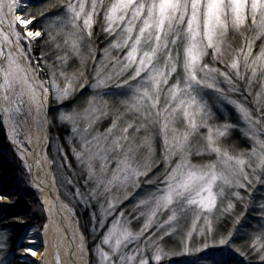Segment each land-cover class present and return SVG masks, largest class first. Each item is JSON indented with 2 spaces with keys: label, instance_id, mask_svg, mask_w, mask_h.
Here are the masks:
<instances>
[{
  "label": "snow or ice",
  "instance_id": "obj_1",
  "mask_svg": "<svg viewBox=\"0 0 264 264\" xmlns=\"http://www.w3.org/2000/svg\"><path fill=\"white\" fill-rule=\"evenodd\" d=\"M58 7L62 14L45 17ZM101 14L102 32L114 39L97 61L93 37ZM38 16L47 23L32 30ZM40 38L51 52L41 51L36 58L32 48ZM112 50H126L123 60ZM73 57L78 65L70 69ZM129 70L117 84L126 88L124 111L103 133L92 134L108 110L107 101L96 96L86 106L58 115L72 126L68 142L85 186L91 185L86 194L77 189L76 195H86V204L95 202L100 208L98 219L92 214L94 231L113 217L96 245L100 264H165L174 255L209 248L210 238L212 246H227L247 264H264V202L256 206L262 222L250 226L245 244L233 241L243 217L235 213L236 204L247 211L251 192L264 186V0H52L36 12L28 0H0V117L11 129L10 139L21 117L26 120L33 111L48 123L49 101L62 105L73 100L88 84L87 75L93 76V90H103L113 76ZM42 73L45 79L39 78ZM257 84L253 108L230 98L238 94L246 101ZM209 94L235 107L246 125L240 131L251 142L250 150L229 143L238 125L214 123ZM157 137L163 167L151 178L149 173L159 167L153 158ZM141 177L155 191L135 205L137 219H145L133 231L131 220L116 210ZM121 190L124 196L117 194ZM165 211L167 218L160 222L157 216ZM189 216L191 226L181 228V218ZM221 217L232 221V229L223 234L214 226ZM194 234L202 238L195 249ZM173 235L179 237L178 251L165 242ZM85 247L81 234L79 248ZM22 251L37 255L34 248Z\"/></svg>",
  "mask_w": 264,
  "mask_h": 264
},
{
  "label": "rangeland",
  "instance_id": "obj_2",
  "mask_svg": "<svg viewBox=\"0 0 264 264\" xmlns=\"http://www.w3.org/2000/svg\"><path fill=\"white\" fill-rule=\"evenodd\" d=\"M29 3V0H28ZM7 10V9H5ZM62 14V13H61ZM51 18V17H50ZM47 20V19H46ZM47 23V21L45 22ZM101 23H102V14L100 17L99 22L97 23V25L94 26V37H93V42H94V46L96 48V59L97 61H99L101 58H103V50L108 47L110 41L112 39H114V37H108L106 36V34H104L101 30ZM33 25H30L29 27L31 28ZM35 45L36 43H34L33 48H32V55H33V51L35 50ZM257 45H259V41H257ZM258 47L255 51H258ZM126 54V50L123 52H119L118 50H112V55L113 56H119V58L121 60H123L124 55ZM34 56V55H33ZM36 57V56H34ZM37 58V57H36ZM73 61L75 63H77L78 65V61L76 60L75 57H73L70 62ZM69 62V63H70ZM219 66V65H218ZM92 67L93 65L91 63L88 64L87 66V72L91 73L92 71ZM111 68V64H109V69ZM109 69H106L109 70ZM128 74H130V70L129 73H125L123 76L120 77H116L113 76V79L111 81L108 82L107 87L104 88L103 90H93L90 85L92 83H94V79L92 75H87V80H88V84L81 90H79L77 92V94L81 95H85L84 100L79 99L78 101H74V103L72 102L73 100L70 101H66L64 104L62 105H57L51 101H49L48 104V108H50L51 105H54L56 107L55 111L57 114V123L63 128V130L66 132L65 134V138H64V146L61 148V150L58 149V147L56 146L57 149H55V153H54V166H53V162L50 161L49 156L47 154V149H46V154H47V158H48V162L51 168V173L52 176L55 180V185H56V189L57 192L59 194L60 199L63 201L61 194H60V190L57 187V183H56V178L54 176V168L57 169V171L59 172L58 175H61V178H64V174L66 172H70L71 173V177L73 178L75 174V170H73L72 168V164H70V159H72L73 163H74V167L76 169V173H79L80 171L82 172L81 166L79 165L78 161L76 160L75 156L72 154L71 151V145L69 144V138L73 135L71 128L72 126L66 122H61L58 119V115H59V111L64 110V111H68L70 110L73 106H86L85 101L87 99H89L90 97L96 96L97 99H103L104 101H107L108 104V110H107V115L103 116L99 122L94 126V132L92 134H96V133H103L108 127H110L111 122L113 119H115L118 115H120L121 113H123L124 111V105L122 104V101L126 99L127 96V92H126V88L125 87H117V84H122L123 83V79L125 76H127ZM45 76V74H44ZM42 79V78H40ZM45 79V78H44ZM259 91V85H254L253 88V95H247V100L245 101L243 97H241L238 94H231L230 98L232 99H237L239 100L241 103H245V105L247 107L253 108L254 104H253V97L255 92ZM208 99V104L210 105L212 112L214 113L215 116V124H224V123H230V124H235L238 125L237 128L232 129L231 130V134L230 137L228 138L229 142L231 140V138H233V144H235L239 149H251V142L248 140L247 137H245L243 135V133L240 131V128L246 127V125H244L243 121H241L239 119V113L236 111L235 107L233 105L228 104L227 102H223L220 103L215 99V96L213 94H209V96L207 97ZM34 114L35 112L33 111L32 115L27 116L26 120L24 117H21V120L23 121L20 126L18 127V129L16 130L15 133H13V139H15L17 141V143H13V139H10V132L11 129L4 124L3 119L1 117V121H2V125L4 126L5 130H6V134H7V138H8V142L9 144H11L13 146V148L16 150V152L18 153L19 157L21 158V160L23 161V163L27 166V169L29 171V174H31L30 169H29V165L27 163H25V161H27V156L29 154H32V149L30 148V145L28 144L27 138L28 136L31 137L33 135L32 130L34 128ZM80 127L83 128L84 127V122L81 121L80 122ZM206 129H201V132H206ZM31 135V136H30ZM141 135H143V133H141ZM264 138V137H262ZM49 141V140H48ZM47 144V147L48 148ZM154 148H155V152H154V159L156 160L157 165H159V167H154L153 168V172L149 173V177L154 178L153 173H158L163 165L160 162V155L162 152V146H161V141L160 139L157 137L154 141ZM21 149H26L25 153H22ZM69 152V153H67ZM23 155V158H22ZM199 158H194L193 162L196 163L198 162ZM69 165H71V167H68ZM114 163H112V167H114ZM54 167V168H53ZM79 172H78V171ZM74 172V173H72ZM69 174V173H67ZM74 174V175H73ZM82 175V174H81ZM30 181H31V177H30ZM74 181V180H73ZM76 181V180H75ZM62 185L64 188V192L65 195L67 197V199L69 201H67V203L69 204H65L68 211L69 209H71V211H69V214L71 215V217L74 219L75 223L78 225L82 235L83 231L81 226L83 225L84 228L87 230L88 234H89V241H87L86 239V251L83 255V259L85 261V264H90L91 262V258H92V262L91 264H100V260L99 257L96 253V245L100 243V237L103 235V233L107 230V227L110 226L111 221L113 219V217H109L108 218V222L105 226L104 229H99V228H95L94 231V227H95V223L96 221L93 219V213H96L97 219L99 218V213H100V208L99 206L95 203H89L86 204L84 202L85 197H81L76 195V189L71 188V186H73L72 183H68V181L66 180H62ZM85 183V181H84ZM71 184V185H70ZM91 185H88V188H90ZM155 191V185H150L145 183V178L141 177L139 185L135 188H129L127 190V198L123 199L122 203L119 204L118 208H117V214L120 211H123L125 213V219L127 220H131V229L133 231H139V229L143 226L144 223V217H139V219H137V216L139 215L138 212L133 211L135 205L141 200L147 197V195L152 192ZM34 192V191H33ZM80 192L82 194H86V190H80ZM86 192V193H85ZM242 194H244V190H241ZM35 194V192H34ZM120 196H124L125 192L123 190H121L119 193H117ZM36 197V195H34ZM259 197V203L260 202H264V186H260L257 185L255 190H253L251 192V200H255V198L257 199ZM40 204L42 205V208L45 211V207L42 203V201L36 197ZM101 203H103V201H101ZM241 205L240 203H237L236 206ZM242 206V205H241ZM8 207V202L5 200H0V211L4 208ZM253 205H249L247 211L244 210V208L242 207V213H243V217L241 219L240 224L236 225V229L233 235V241L235 242L237 240L238 237H240L241 235L249 232L251 230L250 226L252 225H257L259 223H261V219L258 216L254 215L256 218L254 220H252L251 218L254 217H248L247 216V212L249 210V208H252ZM258 210V207H256ZM145 211H147V209H143ZM83 215L89 218L88 222L83 221ZM168 213L165 211L163 214H158L157 219L162 222L164 219L167 218ZM226 217H221L219 221H214V226L217 227L218 224L220 222H222ZM181 228L186 229L187 227L191 226V217H187V218H181ZM202 224V221H201ZM201 226L200 224H198V227ZM155 229V225L153 226V229ZM35 232L38 233V230L29 228L26 229L25 231H23V233L20 235L18 241H17V246H18V252L20 255V259H21V263L22 264H30V261L33 259L34 256H31L30 253H24L22 251L23 248L26 247H30V248H34L35 250L38 251V246L36 244V242L34 244H30L29 240H34V239H29L28 238V234L31 232ZM85 237V236H84ZM86 238V237H85ZM202 238L199 237L198 235L194 234V241H193V245H194V249L195 248H199L201 247L200 244V240ZM35 241V240H34ZM165 242L167 243L168 247H171L173 250H179L178 248L181 247V245L179 244V237L176 235H173L172 237H165ZM209 248L196 252L195 250L192 251L191 254H184V255H174L171 257V259L167 260L165 264H239L238 260H242L245 262V260L242 257H235V261L233 260L232 262L229 261V254H228V248L227 246H212L214 241L210 238L209 241ZM0 245H3L2 247H0V264H7V261L5 259H3V255L6 256L5 250H7L6 247V243L5 240H3V236L0 235ZM89 245H91L92 247V256L90 255V250H89ZM135 245H129V248L134 247ZM105 250H107L106 246H105ZM4 254H3V253ZM57 260V257H56ZM181 260H184L181 262ZM238 262V263H237ZM40 264H44V261H41Z\"/></svg>",
  "mask_w": 264,
  "mask_h": 264
},
{
  "label": "trees",
  "instance_id": "obj_3",
  "mask_svg": "<svg viewBox=\"0 0 264 264\" xmlns=\"http://www.w3.org/2000/svg\"><path fill=\"white\" fill-rule=\"evenodd\" d=\"M52 0H29V7L32 12H36L38 9L43 8L45 5L51 3ZM63 12V8H53L51 11L45 12V17L50 18L54 15L61 14ZM45 17H37L36 20L33 21L32 30H42L43 24L47 21ZM41 51L51 52L50 46H45L43 44V39L40 38L39 42L35 45V50L33 51V55L37 58L40 57ZM70 62V61H69ZM77 63L71 61L69 63L70 69L76 66ZM40 78H46L44 73L41 74ZM85 95L76 94L74 101H78L79 99L84 100ZM78 106V105H77ZM56 107L54 105L50 106L49 109V119H50V145L48 148V155L50 161L53 162L54 166V153L56 146L59 150L64 146V138L66 132L63 128L57 123V114L55 111ZM234 138V137H233ZM233 138H231L229 143L233 142ZM69 153V152H67ZM70 164H72L73 170H75V174L73 178L71 177L70 172H66L61 178V175H58V171L54 168V176L56 178L57 187L60 190L61 197L63 201L67 203L69 201L65 195V190L62 185V180L68 181L72 180L73 186L71 188L79 190L85 189L87 192V188L85 186V178L83 173L78 171L76 173L75 165L70 159ZM69 173V174H67ZM74 173V172H72ZM82 174V175H81ZM61 176V177H60ZM74 180V181H73ZM76 180V181H75ZM71 185V184H70ZM85 192V193H86ZM0 196L5 197V201L8 202V207L2 209L0 211V235L3 236V240H5L7 250H5L6 256L3 255V259L7 261V264H22L20 261V255L18 252L17 241L20 235L26 229L32 228L38 231H41L45 222H46V213L44 212L42 205L39 200L34 196V192L32 189L30 174L27 169V166L23 163L21 158L19 157L16 150L13 148L11 144L8 142V138L6 135V131L1 122L0 117ZM67 200V201H66ZM259 197L255 200H252L253 207L249 208L247 212L248 217L254 220L256 216H258V210H256V206L259 204ZM69 204V203H67ZM235 213H242V206H236ZM83 221L88 222L89 218L83 215ZM237 227V226H236ZM84 236L87 241H89V234L84 226H81ZM217 231L221 234L225 232V230L232 229V221L229 218H225L222 222L218 224L216 227ZM248 233V232H247ZM247 233L241 235L235 241V244L238 246H243L246 242ZM168 242H166L167 244ZM179 249V248H178ZM90 255L92 256V247L89 245ZM1 252V251H0ZM3 253V252H2ZM4 254V253H3ZM229 261H235V257L238 255L231 253L228 249ZM92 262V258L90 259ZM184 260H181V262ZM90 262V264H91ZM239 264H247V261L238 260ZM237 262V263H238ZM166 263V262H165ZM236 264V263H235Z\"/></svg>",
  "mask_w": 264,
  "mask_h": 264
},
{
  "label": "bare ground",
  "instance_id": "obj_4",
  "mask_svg": "<svg viewBox=\"0 0 264 264\" xmlns=\"http://www.w3.org/2000/svg\"><path fill=\"white\" fill-rule=\"evenodd\" d=\"M33 121V135L27 138L32 154L27 156V161L34 191L45 207L46 222L41 231L28 234V238L34 239L38 246L37 255L30 264H40L41 261L44 264H85L83 255L86 248L83 251L79 248L82 233L59 197L48 162V123L43 122V116L36 114ZM57 256L59 259L56 260Z\"/></svg>",
  "mask_w": 264,
  "mask_h": 264
},
{
  "label": "water",
  "instance_id": "obj_5",
  "mask_svg": "<svg viewBox=\"0 0 264 264\" xmlns=\"http://www.w3.org/2000/svg\"><path fill=\"white\" fill-rule=\"evenodd\" d=\"M50 124H48V126H49ZM47 130H48V127H47ZM31 182H32V176H31ZM33 183V182H32ZM35 195H36V193H35ZM37 197V196H36Z\"/></svg>",
  "mask_w": 264,
  "mask_h": 264
}]
</instances>
